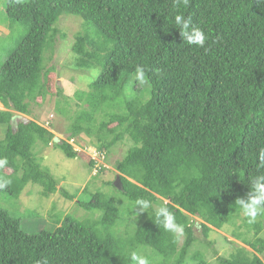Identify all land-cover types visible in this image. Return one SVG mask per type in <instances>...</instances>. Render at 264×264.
<instances>
[{
    "label": "trees",
    "instance_id": "obj_1",
    "mask_svg": "<svg viewBox=\"0 0 264 264\" xmlns=\"http://www.w3.org/2000/svg\"><path fill=\"white\" fill-rule=\"evenodd\" d=\"M177 11L205 32L204 47L182 42L170 25ZM5 14L8 30L18 24L24 33L0 64V159L7 160L0 167V183L7 186L0 191L17 198L34 184L45 197L55 193L58 181L42 168L35 149L53 145L75 159L79 150L69 141L79 143L85 134L107 155L119 142L129 144L115 163L122 189L107 184L152 207L132 227L108 191L87 185L78 199L77 192L63 190L98 220L61 215L57 226L34 233L21 221L38 218L35 210L0 207V264H134L131 251L150 256L151 264H264V212L249 224L236 201L249 190L264 148V0H189L178 8L175 0H5ZM63 14L80 16L93 28L75 36L72 51L78 68L98 70L74 97L57 90L53 110L68 123L60 132L66 139L36 120L16 119L47 103L48 77L56 68L45 67V56L57 49ZM136 66L145 69L147 83L134 79ZM161 206L174 214L182 234L158 224ZM215 230L251 250L238 245L213 263L207 251Z\"/></svg>",
    "mask_w": 264,
    "mask_h": 264
},
{
    "label": "rangeland",
    "instance_id": "obj_2",
    "mask_svg": "<svg viewBox=\"0 0 264 264\" xmlns=\"http://www.w3.org/2000/svg\"><path fill=\"white\" fill-rule=\"evenodd\" d=\"M5 20V0H0V64L4 63L9 57L10 52L16 47L18 38L24 33V28L18 24H13V28L8 30ZM56 27L61 32V36L58 37L55 45L57 49L47 53L45 56V67L56 68L48 77L49 96L47 103L41 106L32 105L33 114L24 115L18 113L16 119L36 120L39 124L47 126L58 138L66 139L68 137L67 134L60 132L67 129L68 123H66L64 117L58 116L53 110L56 98H58L56 94L58 88H62L64 96L74 97L78 89H86L85 83L92 81V71H83L77 67L79 56L73 53L72 46L75 43L76 35L89 33L93 28L82 17L69 14H63L58 20ZM72 65L79 71L74 70ZM76 102L77 100L74 99L73 103L76 104ZM4 109V106L0 103V110ZM50 122L56 125L58 130L48 126ZM2 137L3 133L0 129V138ZM69 142L79 150L78 158H68L62 150L54 148L53 145L45 147L42 144H38L35 149L42 168L45 171L47 170L58 181L55 193L45 197L42 193L43 187L34 184H28L17 198L0 191V207L13 213L18 211L22 214L25 210L32 212L35 210L37 215H39L38 218L28 215L23 217L21 221L22 227L28 233L38 232L43 227L57 226L58 224L54 222V219L58 220L61 215V217L69 215L75 218L89 216L96 221L98 220V213L95 215L90 212L86 214L85 210L77 203V199L69 200L62 193L63 190L71 194L77 192L78 199L83 198L82 196L79 197V195L89 185V191H108L106 192L107 195L124 207L126 214L131 220V226L140 225L146 217L143 216L145 213L147 215L149 210L147 212H139V209H134L132 212H128L135 207V203L121 195L114 186L107 184L109 181H115L118 175L115 163L123 158L129 144L126 141L119 142L107 155L105 151L99 152L95 147L89 145L90 139L85 134L80 136L79 143L74 140ZM91 159L96 162L94 166H90L89 162ZM102 167L104 170L101 171ZM127 207L129 209H126ZM54 214L56 217H54ZM235 222L238 226L243 224L242 217L236 218ZM123 225L124 223H122L121 229ZM229 229H231V226H229ZM239 229L242 232L246 230V227L241 226ZM227 233V231L215 230L209 235V239L214 242L212 245L214 249L211 247L210 251L207 252L209 259L213 263H216L220 256L228 257L238 245L245 246L251 250L250 247L244 245L241 241H236L231 235L228 237ZM197 236L202 237V234L199 232ZM260 237L264 239V228L260 233ZM232 240H235L233 241L234 243L231 242ZM182 243L183 237L180 239V244ZM259 256L264 260V253L259 254ZM147 259L151 264L150 256Z\"/></svg>",
    "mask_w": 264,
    "mask_h": 264
},
{
    "label": "clouds",
    "instance_id": "obj_3",
    "mask_svg": "<svg viewBox=\"0 0 264 264\" xmlns=\"http://www.w3.org/2000/svg\"><path fill=\"white\" fill-rule=\"evenodd\" d=\"M188 2L189 0H175V5L178 8L181 3L186 6ZM173 21L174 23H170V25L179 29L183 43L199 47L205 46L207 39L205 32L201 28L193 26L190 18H185L183 13L177 11L173 14ZM97 71L94 69L93 74L95 75ZM134 79L141 85L147 83L146 72L142 66L135 67ZM6 163V159H0V167H3ZM256 168L257 174L249 176V190L244 197L236 199L242 216L247 219L249 224L254 223L258 215L264 212V148L259 150ZM6 186L7 182L0 183V188H5ZM136 206H139V212H147L152 207L151 202L143 198L135 201L134 208ZM155 216L158 224L162 225L166 231L174 234L183 233V227L176 222L174 214L166 206L158 207L155 210ZM130 258L134 264H150L147 257L138 251H131ZM44 264H47V261H44Z\"/></svg>",
    "mask_w": 264,
    "mask_h": 264
},
{
    "label": "water",
    "instance_id": "obj_4",
    "mask_svg": "<svg viewBox=\"0 0 264 264\" xmlns=\"http://www.w3.org/2000/svg\"><path fill=\"white\" fill-rule=\"evenodd\" d=\"M114 185L119 188V189H122V182H121V179H120V175L118 174L115 181H114Z\"/></svg>",
    "mask_w": 264,
    "mask_h": 264
}]
</instances>
